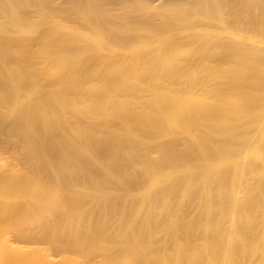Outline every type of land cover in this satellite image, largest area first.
Segmentation results:
<instances>
[{
	"label": "bare ground",
	"instance_id": "1",
	"mask_svg": "<svg viewBox=\"0 0 264 264\" xmlns=\"http://www.w3.org/2000/svg\"><path fill=\"white\" fill-rule=\"evenodd\" d=\"M172 1L0 0V221L35 246L15 263L264 264V0Z\"/></svg>",
	"mask_w": 264,
	"mask_h": 264
},
{
	"label": "rangeland",
	"instance_id": "2",
	"mask_svg": "<svg viewBox=\"0 0 264 264\" xmlns=\"http://www.w3.org/2000/svg\"><path fill=\"white\" fill-rule=\"evenodd\" d=\"M143 1V0H142ZM144 3H147V4H149V5H151V13L153 14H149L150 16L152 15V16H154L156 19H157V21L161 18V12H162V10L166 7V6H168V5H170V4H172L173 3V1L172 2H170V0H144ZM135 6L136 5H134V4H132V8H135ZM118 8H116L115 9V12H113V14L114 15H117L118 13H119V15H121V17H122V11H120L119 9V11L117 10ZM153 9V10H152ZM152 11H154V12H152ZM119 15H118V18L119 19H117V18H115V20L116 21H118V22H120L121 21V19H120V17H119ZM171 17H172V19H174V16L173 15H171V16H169V20H172L171 19ZM137 18V19H136ZM141 19V21H142V17L140 16H135V17H132V20L133 21H137V22H140L139 20ZM77 21H75V24L73 23V24H71L72 26H77V25H81V23H82V20L81 19H76ZM57 21H60V20H57ZM84 31V30H83ZM67 39H68V41L69 42H71L72 40H73V37H72V35H69L68 37H67ZM77 43V44H76ZM76 43H74V44H71V49H72V51H77V52H79L80 51V53H82V51H86V49H87V46L85 45V42H83V41H79V42H76ZM76 45V46H75ZM153 52V53H152ZM211 52H215V51H211ZM154 54V53H158V55H159V52L158 51H151V52H149V54L151 55V57H154L152 54ZM155 54V58L156 57H158V55H156ZM214 57V56H213ZM223 58H224V56H222ZM223 58H221V56H217L216 55V57L215 58H212L211 60H213V61H209L210 62V64L212 63V62H217L218 64L220 63V65L222 66V65H224V64H222V63H224L223 62V60H225V58L223 59ZM222 60V62H220L221 60ZM182 60V59H181ZM184 60V59H183ZM182 60V61H183ZM185 60H188V59H185ZM217 60H220V61H217ZM226 60H227V62L229 63V64H237V61H236V59H234L235 61H232L233 60V58L232 59H230V58H226ZM226 60H225V64L227 63L226 62ZM230 61L231 62H235V63H230ZM235 66H238V64L237 65H235ZM220 69V68H219ZM218 70V69H217ZM217 70H214V71H212V73L214 74V73H218V75L217 74H214V76L216 77V76H220L221 75V73L219 72V70H218V72H217ZM221 71V70H220ZM204 74H206V73H204ZM213 77V76H212ZM233 78H235L234 77V75L233 74H230V75H228V76H226L224 79H225V81L223 82V79H222V83H220L218 86H215L218 90H222V91H224V90H229L228 88H230V87H233L234 86V84H233V82L235 83V80L233 79ZM230 80L232 81V80H234L233 82H231L230 84H229V82H230ZM248 82V81H247ZM246 82V85H244V87H246L247 85L249 86H247V88H248V91L250 92L253 88H254V86H255V89L254 90H256L257 91V94H258V97L260 96V98L262 99V98H264V85H263V87H262V89L263 90H261V89H259V88H261V87H259V86H261L260 84H255L254 82H251L250 80H249V84ZM228 83V84H227ZM230 85V87L228 86H225V85ZM251 84H253V85H251ZM204 85L205 84H203V85H201V88H204ZM203 86V87H202ZM225 87V89L223 90V88ZM226 87H227V89H226ZM243 87V89H244V91H246L247 90V88L245 89ZM251 87V88H250ZM249 88H250V90H249ZM258 89L259 90H261V91H258ZM203 90L201 89V90H199V89H194V91L193 92H195L196 94H198V95H200L201 94V97L205 94L204 93V91L202 92ZM247 91V92H248ZM253 91V90H252ZM203 93V94H202ZM206 96H203V98H205ZM208 98V97H207ZM207 98H205V99H207ZM260 98H258V99H260ZM207 100H209V98L207 99ZM226 104L227 103H220V104H218L219 105V108L220 109H216L213 113H212V115H211V118H213L214 119V122H215V124H220L219 126L220 127H222V125H221V122H224V123H227V124H229V123H232L233 122V124H237V122H238V126H239V124L241 123V125L239 126V127H242L244 124H245V119L243 118V119H233V118H231V117H229L228 115H226V114H224V112L222 113V109L224 110V107H226ZM221 106H222V109H221ZM221 111V112H220ZM224 115V116H223ZM224 118H223V117ZM225 116H227V117H225ZM230 118V119H229ZM228 119V120H227ZM238 120V121H237ZM240 122V123H239ZM168 140V138H166V137H158L157 139H156V143L157 144H159V145H162V144H164L166 141ZM16 161H14L12 158H11V155L9 154V153H7V154H5V153H3V154H0V173L2 172V171H4V170H6L8 167H10V165L11 164H14ZM18 168H20L19 166H18ZM18 168H15L14 170H16V169H18ZM173 202L174 203H177V201H179V199H180V196L178 195V196H174L173 197ZM18 198H16V197H14V196H10V197H7V199H6V202H8V204H16L17 202H18ZM11 230H12V228L10 227V225H7V224H3V222H1L0 221V249L1 248H4V249H6V253L5 254H0V264H40V262H37V260H35V259H32V258H30L29 260H27L26 262H23V261H20V262H18V263H15L14 262V256H15V254L16 255H18V256H20V255H23V253L25 254V253H34L35 251H34V249H33V247H35V246H33V247H27V248H22L20 245H17V244H11V243H7L6 242V237L7 236H11ZM100 246V248L101 247H103V246H101V245H99ZM77 257H78V255H76ZM74 254L72 255V254H67V255H65V256H60V257H58V258H56L55 260L57 261V264H84V263H86V262H83V261H85L84 259H83V257H76ZM99 261V260H98ZM246 262H248L249 264H250V262H251V264H253L252 263V259H249V260H247ZM247 264V263H246Z\"/></svg>",
	"mask_w": 264,
	"mask_h": 264
}]
</instances>
